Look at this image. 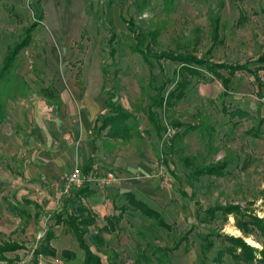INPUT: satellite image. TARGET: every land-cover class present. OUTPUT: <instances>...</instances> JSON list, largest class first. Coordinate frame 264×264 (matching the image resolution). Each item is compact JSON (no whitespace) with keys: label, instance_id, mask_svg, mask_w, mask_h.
Here are the masks:
<instances>
[{"label":"rangeland","instance_id":"374dc122","mask_svg":"<svg viewBox=\"0 0 264 264\" xmlns=\"http://www.w3.org/2000/svg\"><path fill=\"white\" fill-rule=\"evenodd\" d=\"M38 9L42 19L30 45L0 75V242L25 246L5 256L34 264L33 250L51 231L56 256L39 257V263L82 264L75 239L56 222L74 211L85 187L92 193L81 203L95 216L85 241L104 264H213L226 245L216 235L262 249L256 231L243 237L234 214L216 209L238 206L264 218V64L256 63L264 57V0H0V74L7 49L35 22ZM216 19L223 43L214 46ZM125 21L137 31L157 32L150 46L156 55L261 66L263 87L239 72L223 96L220 82L198 67L186 98L149 109L156 95L151 81L173 89L167 81L176 78L178 65L150 58L151 69L134 51ZM48 89L59 97L48 96ZM90 96L100 99L94 114L86 104ZM106 96L133 115L131 140L98 133L107 114L99 101ZM223 107L240 114L231 117ZM149 110L162 130L152 126ZM216 162L226 163L225 175L192 177L194 168ZM85 163L91 171L65 192L66 177ZM125 192L158 211L170 228L131 209ZM203 239L213 242L205 260ZM63 250L73 260L62 258ZM221 264L241 263L224 256Z\"/></svg>","mask_w":264,"mask_h":264},{"label":"trees","instance_id":"16d2710c","mask_svg":"<svg viewBox=\"0 0 264 264\" xmlns=\"http://www.w3.org/2000/svg\"><path fill=\"white\" fill-rule=\"evenodd\" d=\"M38 8V4L36 5ZM36 12V20L24 31V36L12 46L7 49L6 55L3 59L1 76H6L14 66L15 59L18 54L24 50L31 43V34L37 28L40 20L42 19V12L38 9ZM244 16L240 15V20H243ZM128 32L133 36L135 40L134 51L138 53L147 62V64L153 68L151 59L155 60H165L178 65V69L175 72L176 78L173 81H167L174 85V88L169 90L167 84L163 81L159 86H156L153 81H151L152 89L156 92L155 97L150 101V108L166 109L173 107L174 104L183 100L187 96V91L192 85L193 77H196L195 69L200 67L203 68L208 74L211 75L212 80H217L220 82L223 93L225 96L228 94V86L233 79V77L239 73L244 72L251 75L257 84L258 89L263 87L259 77V71L263 68L258 66L254 69L249 67L248 63L245 64H228V63H214L209 59H202L194 56L193 54H170L162 53L155 54L150 50V46L155 42L157 38V32H147L143 33L137 31L133 26L131 21H125ZM211 41L212 45H221L223 40L219 33V24L217 19L213 22L211 28ZM151 58V59H150ZM256 63L264 64V57L260 56ZM103 77H105L104 71H102ZM153 80V78L151 77ZM103 91V87H102ZM48 91H44L47 93ZM49 94V92H48ZM49 96V95H48ZM106 109L107 114L104 115L100 131L106 130V137L113 140L127 141L133 137V129L128 124L132 120L133 115L123 109L119 104L112 100V96H106ZM2 111V106L0 104V112ZM222 111L227 113L225 107ZM231 117H235L236 114H240L238 111L235 113L231 112ZM148 119L150 120L152 126L160 131L158 120L153 111L149 110ZM177 126V124H175ZM174 125V126H175ZM249 134L256 137L255 130H250ZM184 165L186 167H191L192 162L187 158L183 159ZM226 163L216 162L215 164H210L206 167H196L192 171V177L197 178L200 175L220 177L226 174ZM88 189L87 187L80 189L75 197V209L71 213H67L66 217L63 218L61 215L58 216L57 224H61L65 227L67 233L75 239L79 249L83 253L82 264H104L96 253H94L85 241V236L89 232V228L95 224L94 214L85 207L81 201L87 197ZM124 196L127 204L131 209L138 211L146 218L153 220L159 227L169 229L170 226L167 225L161 214L148 207L144 202L137 200L132 193H125ZM123 208V207H122ZM125 208V207H124ZM222 215L227 216L229 214H234L235 226L239 230L243 237H248L252 232H257L261 238L260 245L262 249H256L248 245L243 238L233 237L228 235H216L221 238L222 242L226 245L223 246L217 253L213 264H221L222 258L228 256L236 263L241 264H264V218H259L254 215L244 214L240 207L229 206L226 208H218ZM215 211H209L208 213L213 214ZM38 213H36V216ZM209 238V237H208ZM54 239V235L51 231H48L43 239V241L38 245V247L33 250V262L34 264H40L38 261L39 257L43 258H54L56 256L55 249L51 246V241ZM25 246L16 242H0V264H15V259H9L5 255L8 253H14L20 250H24ZM201 254L205 260L207 253L213 248V242L209 239H203L201 244ZM74 254L68 250H63L61 252V257L66 260H73ZM50 264V263H44Z\"/></svg>","mask_w":264,"mask_h":264},{"label":"crops","instance_id":"0c3cea01","mask_svg":"<svg viewBox=\"0 0 264 264\" xmlns=\"http://www.w3.org/2000/svg\"><path fill=\"white\" fill-rule=\"evenodd\" d=\"M251 76V75H250ZM234 78V77H233ZM53 91H51V90H49L48 89V92H49V96H52L53 95V92H56L55 94H56V96L57 97H59V93L57 92V90H54V89H52ZM48 92H47V94H48ZM101 92H102V89H101ZM98 100H100L99 99V97H97V96H90V97H88V99H87V101H86V104H88V106H89V111L90 112H93L92 114H94L95 113V111L96 110H98V106H97V101ZM100 103H102V104H105V106H106V100L105 101H99ZM122 107V106H121ZM123 108V107H122ZM124 109V108H123ZM127 111V110H126ZM103 117H104V115L101 117V123H102V120H103ZM95 121L96 122H98L99 121V117H96V119H95ZM100 127H101V124H100ZM100 127L98 128V133H102V132H105L106 130H104V131H100L99 129H100ZM105 136H106V133H105ZM107 138V137H106ZM109 139V138H108ZM132 139V138H131ZM130 139V140H131ZM111 140H113V139H111ZM122 141V140H121ZM127 141H129V140H127ZM127 141H125V142H127ZM93 151H94V149H93ZM83 171H85V173H88L89 171H91V168H90V166H89V163H85V165H84V167H83V169H81V174H82V172ZM91 193H92V191H90V190H88V192H87V197L89 196V195H91ZM125 193H131V192H125ZM125 193H123V194H125ZM86 197V198H87ZM84 199H82V201H83Z\"/></svg>","mask_w":264,"mask_h":264},{"label":"built area","instance_id":"2783aa9c","mask_svg":"<svg viewBox=\"0 0 264 264\" xmlns=\"http://www.w3.org/2000/svg\"><path fill=\"white\" fill-rule=\"evenodd\" d=\"M108 179H113L112 174H108ZM82 174L81 170L78 168L73 169L69 175L66 177V183L64 185L65 192H68L69 189L73 186H80L82 183Z\"/></svg>","mask_w":264,"mask_h":264}]
</instances>
